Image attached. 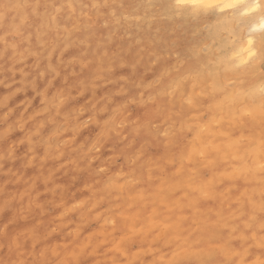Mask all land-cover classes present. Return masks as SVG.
Listing matches in <instances>:
<instances>
[{
  "label": "bare ground",
  "instance_id": "6f19581e",
  "mask_svg": "<svg viewBox=\"0 0 264 264\" xmlns=\"http://www.w3.org/2000/svg\"><path fill=\"white\" fill-rule=\"evenodd\" d=\"M165 1L168 5L169 0ZM206 3L208 6L202 17L216 15L212 17L211 22L221 19L217 24L213 23L208 34L223 46V39L219 37H223V33L227 30L225 24L228 23L231 27L233 21H242L244 14L258 10L261 4L264 5V0H206ZM240 4L251 6L243 11H237L236 5ZM230 13H233L234 18L228 16ZM259 15L260 17L254 21L244 20L246 23L243 25L246 24L248 31L246 36L233 45L231 43L226 53L234 64H243L256 52H260L261 62L241 74L244 83L256 88L262 85L264 79V35L258 42L254 40V33L264 27V16L262 13L257 14ZM133 35L142 43L151 41L149 36L137 33ZM159 41L162 46L169 47L166 44L168 38L160 37ZM229 41L230 38L226 47ZM62 60L63 58H60L58 63L61 64ZM63 65L59 66L57 80L54 81L58 94H50L46 90L44 81L41 80L36 82L44 89L43 96L29 92L26 87H20L6 101L0 98V126L5 125L4 129H0V170H4L5 165L10 162V168L13 169L10 173L14 174L12 176L15 179V181L13 178L8 181L5 179L6 181L2 183L4 192L10 191L8 189L18 179L22 180L20 177H23L25 169L31 174L28 182L19 183L20 190L26 193L24 199L17 195V191H10L4 196V193L1 194L0 202L11 201L4 208L0 206V214L6 215L7 223L18 224L25 221L28 223L27 228L38 229L36 223L42 224L47 217L50 220H62L65 214L75 215L74 206L78 203L81 210L77 216L79 218L103 200L109 202L107 196L122 195L128 188V179L131 175H138L140 165L147 164L151 165L155 174L164 173L163 180L157 183L158 197L168 201L167 204L172 205L174 212L179 209L185 212L187 208L190 210L188 214L181 216L175 214L173 220L159 223L154 218L159 210L158 203H153L154 199L148 193L150 187L145 185L141 187L144 192L143 199L137 205L145 215L144 232L138 233L134 238L137 242V250L128 253L125 249L119 259L114 258L123 244V241L119 240L118 244L114 245L116 251L111 256L95 255L93 247L104 242V239L97 235L104 233L106 243L109 240L106 238L111 236L109 229H106L108 222L120 218L119 215L111 213L109 206L110 208L97 213L99 216L97 229L85 232L79 240L68 242L62 238L56 244L46 245L43 251L51 250L54 255L63 253V258L73 261V264H152V261H157L158 264L161 261H168L170 264H202L209 259L227 264L237 259L238 253L242 251L244 258H247V251H250L248 242L255 243L257 234L264 231V171L257 167L246 169L239 156L232 154L223 144L218 145L211 161L196 165L194 156L202 150V145L194 141L192 126L186 122L187 116L180 118L179 115L172 120L169 124L173 131L172 137L167 143H162L150 127L155 117L160 115L158 107L162 103V94L151 90L145 92L142 99L138 98L137 91L141 88L138 84L141 79L139 71H127L125 76H119L121 68L114 66L112 72L115 78L112 79V85L100 91H92L89 85L93 80L96 60L89 57L82 65L83 74L79 76L76 74V67L70 73ZM205 65L206 62L201 61L187 70L190 74L198 76ZM37 66L38 68L35 69H45L43 62ZM35 73L34 70V77ZM160 83L164 82L160 81ZM121 85L128 86L127 94L124 96L119 93ZM75 92L80 95L81 105L78 107L72 100V94ZM61 97L63 103L59 104ZM101 97L103 102L95 104ZM206 98L209 99L210 106L201 107L203 99H197L196 112L210 117L222 106V103L214 92L206 95ZM35 102L37 107L33 108ZM56 105L61 107L58 113L55 111ZM4 108H6L5 113L2 112ZM131 109H138L135 118H130ZM46 110L48 112L54 110L52 112L56 113L55 117L53 116L55 126L52 129L42 116ZM63 111L66 114L62 113ZM108 111L111 113L110 116L106 115ZM88 117L92 119V125L82 127L83 121ZM64 118L67 127L62 124ZM120 122L125 123L126 126L125 130L119 133L115 128ZM257 123H260L264 129V120L260 117L250 118L246 124L244 121L230 120L218 127L217 138H213L221 143L226 137L234 138L243 131L249 137L255 136ZM117 134L120 136L124 134V140L117 139ZM63 137L69 138L74 148H61ZM126 140L133 143L135 149L142 151L141 157L130 171L121 163L117 166L113 159L107 156V150L111 146L116 148L118 155L121 153L119 152L121 148H129L128 151H132L133 147L125 145ZM6 141L13 145V149L1 147ZM94 145L101 149L97 156L92 153ZM155 149L159 150V155L152 157L150 153ZM51 152L56 155L53 159ZM263 158L264 154L258 157L259 160ZM100 168H105L102 174L98 173ZM47 169H50L54 176L58 175V178L45 183L43 193L36 192L35 187L47 179L45 173ZM205 176H208L207 182ZM206 183L213 191L214 203L210 205L208 202H203L200 213L193 208L191 201L205 191ZM17 185L18 183L15 187ZM56 187H58L57 194H55ZM72 189L80 193V201L76 200L75 194L69 193ZM42 194L46 200L44 203L37 202L36 196ZM125 198L126 200L123 199L125 216L119 219L121 227H128L130 206H134L136 202L130 195ZM231 200L237 202L233 203L232 209L224 210L226 205H230ZM49 211L52 213L50 216H48ZM151 216L153 218L147 221L146 219ZM187 221L190 222V227L185 226ZM173 223L178 225L176 232L171 226ZM87 228V226L82 227L83 230ZM33 232L34 234L29 237L22 231L17 237L36 242L37 230L33 229ZM129 235L128 238L133 236V234ZM241 245L244 248H241Z\"/></svg>",
  "mask_w": 264,
  "mask_h": 264
},
{
  "label": "rangeland",
  "instance_id": "374dc122",
  "mask_svg": "<svg viewBox=\"0 0 264 264\" xmlns=\"http://www.w3.org/2000/svg\"><path fill=\"white\" fill-rule=\"evenodd\" d=\"M120 5L119 16L120 22H114L115 26L111 34L106 33V46L112 47L115 44V49L111 52L101 53V57H96V69H94L93 80L91 81L89 88L92 91H100L112 85V79L115 78L113 71L114 66L121 68L119 76H125L127 71L134 72L139 71L141 74V79L138 84L141 88L137 91L138 98L142 99L145 92L148 93L151 90L161 93L162 103L158 107L160 110V115L155 117L154 121L151 123L150 127L153 132H156L157 138L162 143H167L173 134L172 128L169 124L177 116L186 117V122L191 124V130L194 134V141L202 145V150L194 156V161L196 165L199 163H206L211 161L212 154L218 149V145L223 144L227 150L232 154L238 155L240 161H242L243 166L251 170L254 167L262 169L264 171V158L259 160L258 157L264 154V129L260 123H257V132L255 136L249 137L245 132L239 133L234 138L226 137L221 143L216 142L213 137L217 138L218 127L224 123H228L230 120L236 122L244 121L248 123L250 118H261L264 120V79L263 83L259 88L254 87L243 82L242 73L245 72L249 67H255L261 62L260 52H256L253 57H251L247 62L243 64H234L232 59L229 57L228 47L238 41L240 38L246 36L247 27L244 20L248 19L256 20L260 17L257 16L258 13H262L264 16L263 4L256 11H250L244 14L242 21H233L231 27L228 23L225 24L226 32L223 33V46H220L215 39L211 38L208 34L209 28L221 21L211 22L212 15L210 17H200L198 21L191 20L187 18L173 17L168 10V5L165 0H116ZM228 16L233 17V13L228 14ZM234 18V17H233ZM250 32V31H249ZM134 33L138 35L149 36L151 38L150 42H144L140 39L134 37ZM245 34V35H244ZM264 35V27L260 28L254 33V40L258 42L260 38ZM160 37L168 38L166 44L167 46H162L159 41ZM172 37V38H171ZM230 38L228 46L226 47L227 40ZM80 45L75 40V38L67 33L57 35L52 34L50 39H45L40 42L39 45L29 47L25 44L23 47L19 48L15 53H10L8 60H3L5 56V50L0 48V98L6 101V99L15 94V92L20 89V87H26V89L33 93L36 92L40 95H44V89L39 87V83L36 81H44L46 90L50 94H58L54 81L57 80L58 68L61 64H64L67 70L71 73L75 70L76 74L82 75V65L87 62L84 59L86 53L79 51ZM63 58L62 63L59 64L58 61ZM171 60L172 63L160 69L159 73L152 79H146L152 75L153 70L158 64H163L165 61ZM205 61V68L201 71L200 75L195 76L190 74L187 70L189 67L194 66L196 63ZM43 62L45 69H35L38 68V64ZM35 70V77L33 76V71ZM75 75V72L73 73ZM112 75V76H110ZM160 81L164 82L163 84ZM128 86H120L119 93L121 96L127 94ZM215 89V90H214ZM214 92L215 96L221 99L222 106L216 110V112L208 116L199 115L196 112L195 101L197 99H203L201 107L210 106L209 99L206 95ZM30 99V98H29ZM98 99L95 104L102 101ZM72 100L75 106H80V95L75 92L72 94ZM59 104L63 103L62 97L59 98ZM173 106V107H172ZM37 107V103L33 104V108ZM141 108V106L139 105ZM139 108V109H140ZM61 107L59 105L55 106V111L58 113ZM186 109V110H185ZM138 109L130 110V118H135L137 116ZM54 112V110H52ZM48 112L44 113L42 116L48 121L47 125L52 129L55 125L53 121V116L56 113ZM2 112H6V108L2 109ZM66 114L64 111L62 112ZM206 114V113H204ZM41 115V114H39ZM107 116L111 113L108 111ZM202 117V118H200ZM8 118V117H7ZM200 119V120H199ZM183 120V119H182ZM64 127H67L66 119L62 120ZM92 125V119L89 117L83 121L82 127H89ZM5 125L2 124L0 129H4ZM126 124L120 122L116 125L117 132H123L125 130ZM215 131V132H213ZM124 135V134H123ZM123 135L116 136L117 139L124 140ZM60 137V136H59ZM102 142V141H101ZM130 147L134 144L126 140ZM182 142V140H180ZM9 141L3 142L1 147H6L7 149H13V145L8 144ZM72 141L67 138H61V148H74L71 144ZM130 143V144H129ZM183 145V144H182ZM77 148L79 145L77 144ZM134 148V147H133ZM129 149V148H128ZM126 148H121L118 155V151L114 146H111L107 150V156L115 162L117 166V161L124 166L128 171L132 170L137 159L141 157L142 151L138 149H133L128 151ZM100 147L95 146L92 149L93 155L97 156L100 154ZM117 152V153H116ZM79 155V154H74ZM55 153L51 152V159L55 157ZM157 156V155H156ZM154 157V156H152ZM151 163V162H149ZM11 163L8 162L5 165L4 170H0V183L5 182L7 179L13 178V169L10 168ZM150 165V164H149ZM191 165V163H190ZM192 166V165H191ZM105 168L98 169V173L102 174ZM46 177L47 179L38 184L35 187L36 192L39 191L43 193V187L45 183L52 182L58 178V175L54 176L50 169H47ZM23 177L18 179L11 187L8 189L10 191H17V195L24 199L26 193L20 190L21 182H28L30 179V172L25 169ZM246 175L244 174V177ZM164 177V173L155 174L151 165L141 164L139 168L138 175H131L128 179L129 185L126 191L122 195L111 194L108 197V201L103 200L98 206H94L86 214L81 215L79 218L77 216L81 213L80 203L76 204L75 215L65 214L60 219L50 220L48 217L41 224L36 223L37 227L27 228L28 223L25 221L19 222L18 224H8L6 215L0 214V230L2 234L0 236L2 239L11 240L13 237H17L20 232L24 231L29 237L34 234L33 229L36 232V242L31 240L27 241L29 244L41 243L44 247L47 245H53L58 243L62 238L66 241L71 242L79 240L83 237V234L87 231L97 229L99 226V216L97 213L99 211H104L109 207L112 214L124 218V201L125 196L130 195L133 200H135L134 206L131 205L130 213L128 215V227H121L119 224V219H112L108 222L107 228L111 236L105 243V234L100 233L97 237L104 239L103 244L95 245L93 248L95 250L96 256L108 255L111 256L116 249L114 245L118 244L119 240L123 241L122 247L118 251L114 258L119 259L120 254L127 249L128 253L137 250V242L134 240L138 233L144 232L145 228L143 221L144 213L137 207L143 199V194L141 187H150L148 193L152 196L153 203H158V213L155 215V220L168 222L173 215L181 216L188 214L189 209L186 208L185 212L180 209L176 212L173 211L172 205L170 206L168 201L163 200L158 197L156 191L157 183H160ZM208 176H205V181L207 182ZM15 181V179H14ZM18 185L15 187V184ZM10 191L4 192L3 196L8 194ZM58 193V187H56L55 194ZM71 195L75 194L77 201H80V193L74 189L69 192ZM213 191L206 183L205 191L192 198V206L194 209L198 210L200 213L203 209V202H208L213 205L212 200ZM1 197V194H0ZM37 202H42L46 200L44 194L37 195ZM236 200H231L230 205H226L224 210H229L233 208V203ZM41 203V204H42ZM111 204V205H110ZM213 208L216 206H212ZM133 208V209H132ZM189 208V207H188ZM1 213V212H0ZM50 213V211H49ZM50 213L48 216H50ZM147 217V216H146ZM153 216L147 218L152 219ZM173 220V219H172ZM214 220V218H212ZM40 224V225H39ZM190 222L185 223L186 227H190ZM87 226L88 228L83 230L82 227ZM173 231L178 230V225L173 223ZM156 227V226H154ZM184 227V228H186ZM30 229V230H27ZM164 230V229H163ZM133 234L132 237L128 238ZM98 242V238L95 239ZM105 244V245H104ZM132 255V254H131Z\"/></svg>",
  "mask_w": 264,
  "mask_h": 264
},
{
  "label": "clouds",
  "instance_id": "9594fccd",
  "mask_svg": "<svg viewBox=\"0 0 264 264\" xmlns=\"http://www.w3.org/2000/svg\"><path fill=\"white\" fill-rule=\"evenodd\" d=\"M119 7L116 0H0V48L5 50L3 60H8L10 53H15L25 44L29 47L39 45L42 40L50 39L53 33L72 35L80 45L79 51L86 53L85 60L101 57V53L115 49V44L106 46L105 34H111L114 22H120ZM171 63L167 60L158 64L146 79H152L161 68ZM150 154L159 155V150H152ZM3 193L4 188L0 186V194ZM9 203L11 201L4 200L0 206L4 208ZM240 247L244 248L243 245ZM248 248L247 258L242 251L237 259L227 264H264V231L257 234L255 243L248 242ZM43 249L41 243L29 244L20 237L0 239V264H66L68 261L63 258V253L54 255L51 250ZM152 264L158 262L152 261ZM159 264L170 262L161 261Z\"/></svg>",
  "mask_w": 264,
  "mask_h": 264
},
{
  "label": "snow or ice",
  "instance_id": "6c2138e0",
  "mask_svg": "<svg viewBox=\"0 0 264 264\" xmlns=\"http://www.w3.org/2000/svg\"><path fill=\"white\" fill-rule=\"evenodd\" d=\"M206 0H169L168 10L173 17L187 18L198 21L205 14L207 8ZM249 4L236 5L237 11H243L250 7ZM264 7V5H262ZM215 11V9H213ZM66 264H73V261H67ZM202 264H213L211 259L202 262Z\"/></svg>",
  "mask_w": 264,
  "mask_h": 264
}]
</instances>
